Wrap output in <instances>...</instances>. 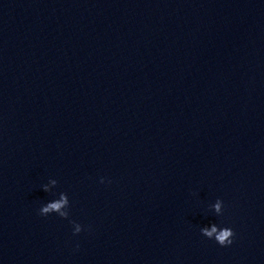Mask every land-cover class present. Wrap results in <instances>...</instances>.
I'll return each mask as SVG.
<instances>
[{
	"label": "water",
	"instance_id": "obj_1",
	"mask_svg": "<svg viewBox=\"0 0 264 264\" xmlns=\"http://www.w3.org/2000/svg\"><path fill=\"white\" fill-rule=\"evenodd\" d=\"M0 264H264V0H0Z\"/></svg>",
	"mask_w": 264,
	"mask_h": 264
},
{
	"label": "clouds",
	"instance_id": "obj_2",
	"mask_svg": "<svg viewBox=\"0 0 264 264\" xmlns=\"http://www.w3.org/2000/svg\"><path fill=\"white\" fill-rule=\"evenodd\" d=\"M105 178L100 177V183H104ZM56 179H49L48 183L41 185V189L47 193L50 186H55ZM208 210L216 217H220L224 213V201L217 197L213 202L208 204ZM70 200L66 192H61L58 196L53 195L50 199L42 202L37 212L40 216L47 217L55 215L61 219H68L70 215ZM71 232L73 236L80 234L85 230V226L81 223L70 220ZM199 233L201 236L208 240L214 241L220 247H229L233 244L235 238V232L231 225L226 223H217L210 220L208 223L199 227ZM76 247H79L77 244Z\"/></svg>",
	"mask_w": 264,
	"mask_h": 264
}]
</instances>
